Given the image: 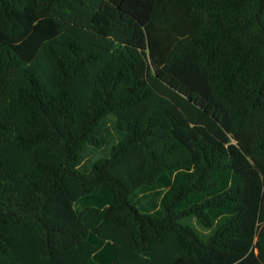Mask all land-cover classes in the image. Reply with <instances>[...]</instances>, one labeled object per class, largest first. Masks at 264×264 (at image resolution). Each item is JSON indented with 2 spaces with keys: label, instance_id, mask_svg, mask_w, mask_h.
Masks as SVG:
<instances>
[{
  "label": "trees",
  "instance_id": "trees-1",
  "mask_svg": "<svg viewBox=\"0 0 264 264\" xmlns=\"http://www.w3.org/2000/svg\"><path fill=\"white\" fill-rule=\"evenodd\" d=\"M0 264H264V0H0Z\"/></svg>",
  "mask_w": 264,
  "mask_h": 264
},
{
  "label": "rangeland",
  "instance_id": "rangeland-1",
  "mask_svg": "<svg viewBox=\"0 0 264 264\" xmlns=\"http://www.w3.org/2000/svg\"><path fill=\"white\" fill-rule=\"evenodd\" d=\"M189 226L194 228L196 231H198L199 234L201 233V230L196 227L194 222H193V224L189 223Z\"/></svg>",
  "mask_w": 264,
  "mask_h": 264
}]
</instances>
